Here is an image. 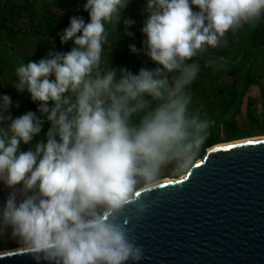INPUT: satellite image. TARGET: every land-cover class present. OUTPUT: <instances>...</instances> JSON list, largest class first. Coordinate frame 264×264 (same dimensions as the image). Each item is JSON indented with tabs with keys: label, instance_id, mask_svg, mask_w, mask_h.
<instances>
[{
	"label": "clouds",
	"instance_id": "clouds-1",
	"mask_svg": "<svg viewBox=\"0 0 264 264\" xmlns=\"http://www.w3.org/2000/svg\"><path fill=\"white\" fill-rule=\"evenodd\" d=\"M130 2L86 0L89 22L74 16L61 35L74 43L69 52L15 69L11 85L40 102V117H5L19 104L0 96V123L10 122V134L0 130V183L12 190L0 239L10 231L36 264H141L144 250L121 217L129 206L143 215L164 170L183 174L209 137L210 121L189 113L193 58L264 14V0H146L145 54L162 67L121 69L117 79L104 59L108 26L133 35L134 21L122 20ZM41 117L51 125L45 140L21 151L40 136Z\"/></svg>",
	"mask_w": 264,
	"mask_h": 264
},
{
	"label": "trees",
	"instance_id": "trees-1",
	"mask_svg": "<svg viewBox=\"0 0 264 264\" xmlns=\"http://www.w3.org/2000/svg\"><path fill=\"white\" fill-rule=\"evenodd\" d=\"M85 3L86 0H0V96L9 94V85L17 79L15 69L32 61L30 53L41 48L43 59L62 49L65 53L71 50L74 43H62L61 35L74 16L89 22V15L84 11ZM147 15L146 0H131L122 20L134 21V25L127 29L133 35L124 34L123 23L117 30L114 25L108 26L109 41L105 45L104 59L108 57L106 67L116 70L117 79L121 69L138 74L141 69L151 71L162 67L145 54L146 37L142 27ZM131 46H135L137 53L131 51ZM193 60L200 65V72L187 89L192 96L189 113L208 119L210 127L209 137L192 165L216 145L264 136V125H260L256 116L259 99L248 96L253 86L261 83L264 86V14L254 27L245 25L235 34L229 32L221 46L210 48L208 53ZM262 94L264 98V87ZM26 104L31 107V112L39 113L38 105L30 95ZM49 104L53 103L50 101ZM243 108L251 125L257 126L255 129L240 127L236 118ZM24 114L9 110L4 116L15 119ZM42 119L40 136L29 145L22 144L21 151L34 148L38 140H45L51 125L46 117ZM0 130L10 134L7 119L0 123ZM9 236L10 233L0 239V252L20 247L15 240L8 241Z\"/></svg>",
	"mask_w": 264,
	"mask_h": 264
},
{
	"label": "water",
	"instance_id": "water-1",
	"mask_svg": "<svg viewBox=\"0 0 264 264\" xmlns=\"http://www.w3.org/2000/svg\"><path fill=\"white\" fill-rule=\"evenodd\" d=\"M240 141L208 149L182 179L161 183L143 215L125 210L141 264H264V139ZM0 264L36 261L18 250Z\"/></svg>",
	"mask_w": 264,
	"mask_h": 264
},
{
	"label": "rangeland",
	"instance_id": "rangeland-1",
	"mask_svg": "<svg viewBox=\"0 0 264 264\" xmlns=\"http://www.w3.org/2000/svg\"><path fill=\"white\" fill-rule=\"evenodd\" d=\"M41 50L42 49L39 48V50L37 52L29 54L30 59L32 60L31 62H33V61L39 62L41 60V57H42ZM57 53H65V52H64V49H62V50L57 51ZM52 79H54V77H52ZM263 87L264 86L262 83L260 85H255L250 89V91L248 93V96L259 99V105H258L256 116L259 120L260 125H264V98H263V94H262L263 93ZM8 88H9L8 96L11 97L13 104H17V103L19 104V108L12 107L10 110H12L15 113H19V114L29 112L31 107L29 106V104H26V103L28 101V97L30 94H28L26 92H24V93L17 92V89L15 87H13L11 84L9 85ZM36 103H37L38 108H39L40 102H36ZM52 106H53V104H49V107H52ZM37 116L40 117V113H38ZM41 118H44V117H41ZM236 120L238 121L240 127H242V128L255 129L257 127L256 125H254V126L251 125L250 118L246 114V111L244 108L241 111V113L237 116ZM254 138H257V137H254ZM248 139H250V138H248ZM243 140H246V139H243ZM186 171L181 175H174L172 168L170 166L169 168L164 170L163 180H170V181L178 180V179L184 177ZM7 192H8L7 187L4 184L0 183V196L4 197L3 193L6 194ZM7 240L8 241L13 240L11 238V235L9 236V238ZM18 249H21V247L14 248L11 250H6V251L10 252V251L18 250ZM6 251H3V252L6 253ZM3 252H1V253H3Z\"/></svg>",
	"mask_w": 264,
	"mask_h": 264
},
{
	"label": "flooded vegetation",
	"instance_id": "flooded-vegetation-1",
	"mask_svg": "<svg viewBox=\"0 0 264 264\" xmlns=\"http://www.w3.org/2000/svg\"><path fill=\"white\" fill-rule=\"evenodd\" d=\"M22 187V185L17 186V191ZM8 189V188H7ZM12 190L8 189V192L5 194L3 193L4 197L0 196V205H3L7 200L8 196L10 195Z\"/></svg>",
	"mask_w": 264,
	"mask_h": 264
},
{
	"label": "bare ground",
	"instance_id": "bare-ground-1",
	"mask_svg": "<svg viewBox=\"0 0 264 264\" xmlns=\"http://www.w3.org/2000/svg\"><path fill=\"white\" fill-rule=\"evenodd\" d=\"M258 139H264V137H257V138H252V139H246V140H244V141H240V142H245V141H253V140H258ZM183 178V177H182ZM182 178H180V179H182ZM179 179V180H180ZM168 181H170V180H163V182H168ZM174 181V180H173ZM162 182V183H163ZM18 250H23L22 248L21 249H18ZM18 250H15V251H18ZM11 252H13V251H10V252H7L6 251V253L5 252H3V253H0V255H2V254H7V253H11Z\"/></svg>",
	"mask_w": 264,
	"mask_h": 264
}]
</instances>
